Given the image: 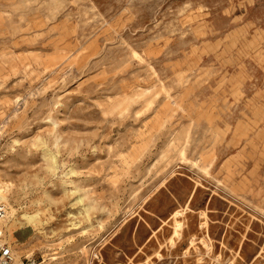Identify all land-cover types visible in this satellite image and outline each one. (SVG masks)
Instances as JSON below:
<instances>
[{
	"label": "rangeland",
	"instance_id": "374dc122",
	"mask_svg": "<svg viewBox=\"0 0 264 264\" xmlns=\"http://www.w3.org/2000/svg\"><path fill=\"white\" fill-rule=\"evenodd\" d=\"M0 184L16 264H264V0H0Z\"/></svg>",
	"mask_w": 264,
	"mask_h": 264
},
{
	"label": "built area",
	"instance_id": "2783aa9c",
	"mask_svg": "<svg viewBox=\"0 0 264 264\" xmlns=\"http://www.w3.org/2000/svg\"><path fill=\"white\" fill-rule=\"evenodd\" d=\"M7 213L6 207L0 206V264H16V255L8 241L5 229L1 226V223L8 217ZM22 264H34V261L26 257Z\"/></svg>",
	"mask_w": 264,
	"mask_h": 264
},
{
	"label": "crops",
	"instance_id": "0c3cea01",
	"mask_svg": "<svg viewBox=\"0 0 264 264\" xmlns=\"http://www.w3.org/2000/svg\"><path fill=\"white\" fill-rule=\"evenodd\" d=\"M20 231H27L28 232V235H27V238L25 240H22V241H19L17 238H16V234ZM32 232H33V229H32V226L30 224H24V225H20V226H17L15 228L12 229L11 231V237L13 238V240H15L17 242V244L19 243H25V241H27V239L29 237H31L32 235ZM10 233V232H9ZM9 235V234H8Z\"/></svg>",
	"mask_w": 264,
	"mask_h": 264
},
{
	"label": "bare ground",
	"instance_id": "6f19581e",
	"mask_svg": "<svg viewBox=\"0 0 264 264\" xmlns=\"http://www.w3.org/2000/svg\"><path fill=\"white\" fill-rule=\"evenodd\" d=\"M6 186H2L1 184H0V202H7V197H6V195H5V190H6ZM1 206V205H0ZM31 216V215H30ZM22 217L24 218V217H28V215L27 214H23L22 215ZM31 218H33V216H31ZM36 219V218H35ZM15 224L14 225H12V226H18L19 224L20 225H23L24 223H21V221H19V219H16L15 221ZM26 222V221H25Z\"/></svg>",
	"mask_w": 264,
	"mask_h": 264
}]
</instances>
